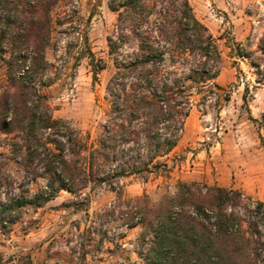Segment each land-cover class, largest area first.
<instances>
[{
	"label": "trees",
	"instance_id": "trees-1",
	"mask_svg": "<svg viewBox=\"0 0 264 264\" xmlns=\"http://www.w3.org/2000/svg\"><path fill=\"white\" fill-rule=\"evenodd\" d=\"M63 1L0 0V56L9 83L0 97V131L16 132L10 152H0V190L3 182L12 185L2 168L9 160L27 180L45 181L38 192L24 187L7 201L0 193V232L10 230L22 208L39 207L62 190L82 194L89 184L100 183L115 191L124 207L119 211L123 225L142 227L138 253L144 264H259L264 202L252 201L239 189L180 181L175 192H164L156 203L147 194L123 198L126 178L146 182L169 176L166 158L178 144L194 96L202 95L200 102L207 103L224 90L217 82L221 52L190 1H108L116 17L107 36L115 70L106 86L109 109L101 133L89 141L52 115L37 88L50 85L43 81L45 52L52 11ZM249 40L244 44L228 37L229 53L247 59L256 81L264 84V33L257 50H250ZM87 54L97 80L106 61L90 49ZM243 100L247 104V91ZM105 212L114 215L115 210Z\"/></svg>",
	"mask_w": 264,
	"mask_h": 264
},
{
	"label": "rangeland",
	"instance_id": "rangeland-1",
	"mask_svg": "<svg viewBox=\"0 0 264 264\" xmlns=\"http://www.w3.org/2000/svg\"><path fill=\"white\" fill-rule=\"evenodd\" d=\"M108 1L64 0L54 8L43 77L50 85L37 84L52 115L67 120L88 141L101 133L109 109L106 86L115 70L107 36L115 28L116 17ZM189 1L216 39L222 55L217 82L224 90L209 96L207 103L200 102L202 95L194 96L178 144L166 158L172 167L169 176L146 182L126 178L123 198L147 194L156 203L164 192H175L178 182L197 181L236 188L252 201L264 202V84L256 81L247 59L230 55L227 43L233 37L246 44L249 37L250 50H257L264 33V0ZM89 49L107 64L97 80ZM6 69L0 56V97L9 86ZM15 134L0 131V152H10V138ZM2 168L12 182H3V201L24 187L36 193L45 186L42 178L27 180L13 160ZM122 208L115 191L100 183L89 184L82 194L62 190L39 207L22 208L10 230L0 232V264H144L138 253L142 227H125L119 213ZM105 210L115 213L105 215ZM260 228L264 233L263 223ZM260 250L259 264H264V249Z\"/></svg>",
	"mask_w": 264,
	"mask_h": 264
}]
</instances>
